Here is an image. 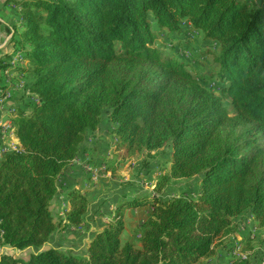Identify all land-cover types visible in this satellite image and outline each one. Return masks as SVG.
I'll list each match as a JSON object with an SVG mask.
<instances>
[{
	"label": "trees",
	"instance_id": "1",
	"mask_svg": "<svg viewBox=\"0 0 264 264\" xmlns=\"http://www.w3.org/2000/svg\"><path fill=\"white\" fill-rule=\"evenodd\" d=\"M17 11L6 28L22 51L37 98L12 120L21 145L0 160V264H197L215 242L252 216L264 229V3L249 0H4ZM264 2V0H263ZM183 23L219 46L212 57L218 94L186 64L163 55L161 33L180 35ZM230 101L234 115L223 103ZM107 111L124 157L170 147L160 188L199 178L195 199L149 205L140 247L121 242L120 209L98 232L86 257L45 248L60 223L52 214L57 181ZM158 189V188H157ZM158 189V191H159ZM66 224L84 222L88 203L69 192ZM229 264H249L233 261Z\"/></svg>",
	"mask_w": 264,
	"mask_h": 264
},
{
	"label": "crops",
	"instance_id": "2",
	"mask_svg": "<svg viewBox=\"0 0 264 264\" xmlns=\"http://www.w3.org/2000/svg\"><path fill=\"white\" fill-rule=\"evenodd\" d=\"M16 15L17 11L11 4H6L4 0H0V81L3 80L5 74L10 73L13 76L12 81L14 85L19 81H25L27 83L32 80V77L29 76V74L24 73V71L28 69V63L26 61L17 68H11L5 64V62L12 56L14 50L7 41L9 36L7 35L6 28L15 23ZM30 109V100L25 91L21 90L13 93L11 99L0 103V126L5 122L11 121L16 116H12V110L26 114L29 113ZM108 123L109 126H107V128H111L112 136L116 125L110 122ZM99 128L93 133H88L86 136L96 134ZM103 128L104 126L102 129ZM106 140H108V136L102 132L101 137L95 140L97 147L94 150V153H97L98 155H93L88 158V160L87 156L89 154V149L83 142L79 147L77 157L59 177L57 181L58 193L52 204V214L56 223L60 224L56 231L51 234L45 248H53L64 252H70L79 257H86L90 242L98 232L110 224L109 222L114 219L117 209L121 210L120 212L122 213L124 222L121 242H129L136 247H140L141 226L151 217L153 211L152 207L147 205V207L140 206L134 208L131 205H128L127 203L129 200H132L133 198L124 191V186L114 185V183L111 185L107 184L108 181H106L105 177L107 171L101 172L96 179L90 177L85 171V167L91 166L90 163H93L94 165L95 163L98 164L96 165L97 167H105L106 164L104 162H106V159L104 158L103 153H105L104 151L106 150ZM18 144L19 147H21L19 142ZM101 162L103 164H100ZM73 190L80 191L88 203L85 220L78 225L66 224L65 220V215L71 209L68 194ZM124 196H126V200L123 198ZM263 234L264 229L258 228L257 234L255 235V237H257L255 242L262 241L255 243L251 247H243V251L252 253L254 258H256L258 254H262L264 257ZM241 235L243 238L245 237V234L242 233ZM228 236L232 238V235ZM246 238L247 236L243 240L247 241ZM218 242L219 241H216L215 245ZM40 250L41 249H28L29 252L34 253H37ZM225 251L219 249L216 251L218 252V260L211 255L200 259L197 264H206L207 262H211L210 264H229L231 258H233L231 257V250L227 251L225 249ZM247 260L250 264H261L259 262L255 263L250 255Z\"/></svg>",
	"mask_w": 264,
	"mask_h": 264
},
{
	"label": "rangeland",
	"instance_id": "3",
	"mask_svg": "<svg viewBox=\"0 0 264 264\" xmlns=\"http://www.w3.org/2000/svg\"><path fill=\"white\" fill-rule=\"evenodd\" d=\"M249 1H252L256 5L264 3L263 0ZM182 26L183 31L178 36H167L165 32L161 33L157 41L156 47L160 49L163 55L173 56L174 58L186 64V69L190 73H192L193 76L196 77L205 88L218 94L217 88L218 86H220V84L212 76L214 72L212 67V57L201 55L205 51H213L216 53L219 50V46L203 41L201 33L191 29L188 23H183ZM223 103L228 109L230 116H233L234 111L230 101L224 98ZM107 113L108 112L105 111L103 114V119L98 132L92 136L89 135L85 137L84 145H86V147L89 149V154L87 156L88 160V158H90L91 156L98 155L97 153H94V150L97 147L95 140L101 137L102 132L108 136V140H106V142L103 141L106 143V150L104 151L105 153H103V155L107 162L104 163L106 164L105 167L107 173L105 177L106 181H108V185L114 183V185L124 186V191L127 192L128 195H131L132 198H147L151 201H157L160 199L163 200L161 201L163 203L169 202L170 200L175 199V197H178V195L181 194L185 195L187 198H196L199 187V178L189 180H177L174 182H170L159 189L160 180L166 177V175L169 174L170 170L171 149L169 146H165L163 149L152 152L150 154L141 153L134 154L129 157H124L122 153L117 149L118 140L112 137L113 135L111 136V128H107V126H109V123L106 119ZM103 126L104 128L102 129ZM100 164L103 163L101 162ZM90 165L91 167L96 168V165L98 164L95 163L94 165L93 163H90ZM157 188L159 189V191ZM123 198H125L126 200V196H124ZM143 207H147V205ZM240 221V218L235 219L234 221L235 232L233 233L232 238L227 235L224 238H220L219 240H217L219 242L215 245V247L213 246L212 255L216 260L219 259L217 257L218 252H216L218 251V249L223 251H225L226 249L228 251L233 249L234 247L236 248L240 246L241 248L242 246L244 248H247L251 247L257 242L262 241L260 240L255 242L257 238L255 236L252 239L247 236V241H244L243 239L246 237V231H243L241 229ZM252 223H254L258 230L259 226L255 218ZM242 233L245 234L244 238L241 235ZM243 250L241 251L244 255H246V260L247 258L249 259L250 255V257L255 263L259 262L261 264H264V257L262 254H258L257 257L254 258L252 253H248L247 251ZM1 252H5L8 255L18 257L24 260H26L29 254H31V252H29L28 250L11 252L8 248L2 249ZM231 257L233 258H231L230 262L236 261L237 256L233 255L232 252ZM210 263L211 262H207L206 264Z\"/></svg>",
	"mask_w": 264,
	"mask_h": 264
},
{
	"label": "built area",
	"instance_id": "4",
	"mask_svg": "<svg viewBox=\"0 0 264 264\" xmlns=\"http://www.w3.org/2000/svg\"><path fill=\"white\" fill-rule=\"evenodd\" d=\"M9 38H8V40H9ZM23 62H24V59L22 57V51L19 50V51L13 52L12 56L10 57V59H8L5 62V64L10 66L11 68H17L19 65L23 64ZM12 80H13L12 74L7 73L4 75L3 80L0 81V103H2L5 100L11 99V97L13 96V93L19 92L21 90L25 91V93L28 96L31 104H37L38 103L37 98L35 96H33L27 90V83L25 81H19L18 83H16L14 85ZM15 112L16 111H14V110L11 111L12 116L16 115ZM14 118H16V116ZM12 120L3 123L0 126V160L4 156H6L7 154H9L11 152H17L21 149V147H19L18 140L15 137V128H14ZM85 168H86L85 171L93 179H96L101 172H106V169L104 166H100V167H96V168H93L91 166H87ZM178 197H179V195H178ZM178 197H175V198H178ZM156 199H158V198H156ZM240 219H241V221H240L241 229L243 231H246V236H248L250 239H252L257 234V227L254 225V223H252V221H254V217L248 215V216L241 217ZM249 222H250V224H249ZM2 249H4V248L0 249V255H2V254L8 255L5 252L4 253L1 252ZM241 250H243V246H242V248H241V246L236 247V248L234 247L233 249H231V252L233 253V255L237 256L236 260L244 261V260H246V255H244ZM11 252H14V251H11Z\"/></svg>",
	"mask_w": 264,
	"mask_h": 264
}]
</instances>
